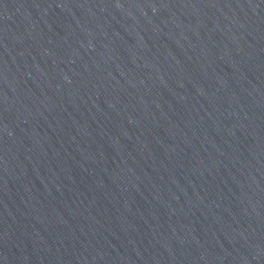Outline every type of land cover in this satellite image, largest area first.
Instances as JSON below:
<instances>
[{"label":"water","instance_id":"1","mask_svg":"<svg viewBox=\"0 0 264 264\" xmlns=\"http://www.w3.org/2000/svg\"><path fill=\"white\" fill-rule=\"evenodd\" d=\"M0 264H264V0H0Z\"/></svg>","mask_w":264,"mask_h":264}]
</instances>
